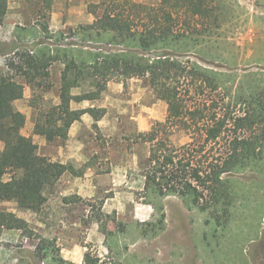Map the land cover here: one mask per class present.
Instances as JSON below:
<instances>
[{"label": "trees", "instance_id": "obj_1", "mask_svg": "<svg viewBox=\"0 0 264 264\" xmlns=\"http://www.w3.org/2000/svg\"><path fill=\"white\" fill-rule=\"evenodd\" d=\"M44 1L48 4L50 0ZM7 4L8 0H0V27ZM88 12L93 22L84 30L91 32L90 41L121 49L92 53L90 61L89 57L66 60L67 51L61 56L31 51L7 65L30 84L38 76H47L48 67L58 57L64 59L57 91L60 104L36 114L33 134L48 144H64L70 124L82 114L69 110L70 100L98 99L108 81L124 84L126 79L143 80L166 104L163 122H155L146 133L127 137L131 143L140 141L149 146L145 163L139 164L143 191L158 200L177 197L188 208L226 224L233 203L230 176L264 158V83L256 85L249 77L234 84L233 67L220 73L190 59L195 56L203 64L227 61L217 50L222 42L227 44L220 36L221 3L159 0L156 6H148L134 0H100L88 5ZM84 85L88 87L85 93L70 94ZM29 86L44 87L41 83ZM22 94V84L9 73H0V202L12 201L19 210L35 213L65 166L39 156L31 138L21 134L25 117L14 109L13 102ZM87 112L97 121L104 110ZM174 133H183L188 142L175 146L171 142ZM6 175L8 180L3 181ZM147 204L155 208L153 202ZM0 217V225L22 230L23 224L13 215ZM46 247L43 241L35 246L31 264H44ZM56 261L66 264L60 257ZM83 263L100 264V259L85 253Z\"/></svg>", "mask_w": 264, "mask_h": 264}, {"label": "rangeland", "instance_id": "obj_2", "mask_svg": "<svg viewBox=\"0 0 264 264\" xmlns=\"http://www.w3.org/2000/svg\"><path fill=\"white\" fill-rule=\"evenodd\" d=\"M218 1L221 3L223 14L220 36L227 44L222 42L217 50L227 61L203 64L195 56L190 59L220 73H228L233 67L236 74L234 84L244 82L249 77L254 79L256 85L264 83V0ZM99 2L100 0H50L47 4L44 0H8L7 13L0 27V73H9L23 85L22 98L13 102L14 109L25 117L21 134L30 137L38 148V155L48 160L50 159L47 155L52 153V147L39 146L38 137L41 136L33 132L28 134V129L32 120L37 118L36 114L47 111L44 96L57 94L58 85H53L48 91L46 85L50 82L47 80L49 75L38 76L30 84L41 83L44 87L32 89L30 84L25 83L24 77L8 70L7 65L10 62L17 63L20 54L31 51L35 54L44 52L46 55L61 56L65 51L75 50L74 53L69 52L66 60L76 56L77 61H83L88 58L84 47H92L93 54L121 49L117 45L90 41L88 37L91 32L84 30V27L90 25L86 21L87 15L93 18L88 12V5ZM134 2L156 6L159 0ZM56 14L63 18L52 21L53 15ZM210 50L215 51L214 48ZM59 62L63 63L64 59L58 57L51 67H48L49 70L47 69V72H51L52 81L57 84L64 67ZM86 91L88 87L84 85L72 89L70 94ZM131 95L136 96V102L128 105H132L133 109L137 105H140L139 109H147L146 113H141L149 117V128L155 122L164 121L165 103L156 98L143 80L131 78L124 81L121 96L128 99ZM28 96L30 98H27ZM29 105L35 107L32 112L28 108ZM150 115L162 120H154ZM121 125L124 130L130 131L132 128L133 122L128 114L121 119ZM135 134L123 135V144L119 143V136L97 139L99 145L103 142L105 144V140L109 142L105 153H109L112 160L126 161L129 180L135 178L129 173V154H136L138 164H144L149 151L148 144L128 141L127 137L133 138ZM171 142L179 147L188 142V137L183 133H174ZM49 144L59 145L58 142ZM138 174H141L140 168ZM8 177L4 176L3 181L8 180ZM228 181L233 203L226 224L211 218L207 213L188 208L186 203L177 197V200L170 199L166 204L168 218L165 219L163 199L158 200L150 193L138 190V183L132 184V193L124 184L117 186L123 190L118 191L116 197L109 192L92 198L71 195L56 199V181L44 193L46 202L38 212L19 210L12 201L0 202V216L13 215L23 224L18 238L2 242L7 251L0 254V264H31V253L42 241L47 246L44 264H58V257L66 264H84L85 253L93 258L98 257L100 264H156V254L160 252L156 251V247L160 242L167 241L170 244L173 239L180 243L186 239L187 234L191 240V250L194 249V258L190 259L187 247L181 245L177 252L174 251L170 255L172 264H252L253 255L254 264H264V158L255 161L250 168L231 175ZM64 185L69 186L62 183L60 187L63 188ZM152 202L155 208H152L151 217L147 220L137 219L135 210ZM13 210L22 218L12 213ZM166 220L169 226L176 223V228L171 227L172 230L156 240L160 229L165 228ZM3 226L7 228L6 225Z\"/></svg>", "mask_w": 264, "mask_h": 264}, {"label": "crops", "instance_id": "obj_3", "mask_svg": "<svg viewBox=\"0 0 264 264\" xmlns=\"http://www.w3.org/2000/svg\"><path fill=\"white\" fill-rule=\"evenodd\" d=\"M60 18L63 17L58 14L53 15L52 21ZM86 21L88 24H91L93 22V18L90 15H87ZM83 49H85L86 54L89 57L88 61H90V55L93 53L94 49L92 47H84ZM67 52L74 53L75 50ZM73 58L74 60H77L76 56ZM59 64L62 65L61 62H59ZM48 75L49 78L47 80L50 82H48L47 85H51L50 90L53 85H58L57 87H59L60 75L58 84L52 81V78L50 77L51 72H49ZM122 89V83L108 81L104 83V90L101 92L98 99H83L81 101L75 99L70 100L69 110L82 111V114H80L78 120H74L70 124L67 131V140L64 144L50 146V144L46 143L43 138H39L37 136L38 139H40L39 146L44 148L52 147L53 149L52 153L47 155L50 159L49 161L65 166L63 174L57 180L58 187L55 189L57 195L56 199L71 195L78 198H92L99 196L100 194H109V192H112L113 196L116 197L119 194L118 191L123 190L121 187L117 186H123V184L128 191L131 190V193L133 190L132 184L138 183V190H143L144 177L141 174H138L139 164L137 155L134 153L129 154L131 157L129 173L130 175L135 176L134 179L129 180L127 178L128 171L126 161H114L110 158L109 153H105V150L108 149L107 146L109 145L107 140H105V144L103 142L102 145L97 143L98 137L106 139L110 136H119L118 141L120 144H123V135L135 133V135H137L139 133H146L150 129L148 121L149 117H145L141 113H146L147 109L145 107L139 109L140 105H137L136 108L133 109L134 107L128 104H135L136 96L131 95L130 98L124 99L121 96ZM71 95L78 96L80 93L71 92ZM27 98H30V96ZM44 103L45 109L47 107L59 105L60 99L58 97V93L53 96L45 95ZM28 108L31 112L33 111V107L31 105H29ZM93 108L104 110L103 115L97 121H94L92 116L87 112L88 109ZM127 114L129 119L133 122L130 131L124 130L123 125H121V119ZM150 117L154 118V120H162L159 117H153V115H150ZM34 124L35 120H32L29 125L28 134H32ZM57 124L59 126L60 122ZM62 183H67L69 186L64 185V187L61 188L60 185ZM47 196H49V194H47ZM170 199H176V197H165L162 200L165 205V219L168 218L166 204ZM57 210L60 211V208ZM12 213L16 214L14 210ZM135 214L137 219L144 218L147 220L151 217L152 207L150 205H143L140 209L135 210ZM16 216L22 218L20 214H16ZM165 223V228L160 230V235H157L156 240L163 237L167 232H169V230H172L170 229L171 227L176 228V223H171L172 225L170 226L168 225V220H166ZM0 228V254H3V252L7 250L2 242H9L8 239L18 238L21 231L14 228L7 229L3 225L0 226ZM172 234L173 233L171 232V235ZM177 236L180 237V235ZM171 238H174V236H171ZM170 241V244L165 241L163 243L160 242L159 245H157L156 251L160 252L159 254H156V264H172V257L170 255H172L174 251L177 252V248L181 245L187 247V250L189 251L188 257H190V259L194 258V252H192L194 249L191 250L192 245L190 244L191 240L189 239L188 234L186 239L184 241H180V243H176L173 239ZM251 261L252 263L254 262V255Z\"/></svg>", "mask_w": 264, "mask_h": 264}, {"label": "flooded vegetation", "instance_id": "obj_4", "mask_svg": "<svg viewBox=\"0 0 264 264\" xmlns=\"http://www.w3.org/2000/svg\"><path fill=\"white\" fill-rule=\"evenodd\" d=\"M252 264H254V262Z\"/></svg>", "mask_w": 264, "mask_h": 264}]
</instances>
